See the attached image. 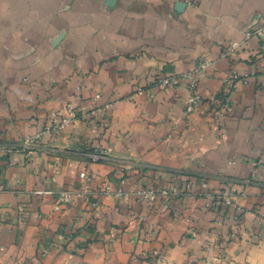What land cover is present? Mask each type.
Returning a JSON list of instances; mask_svg holds the SVG:
<instances>
[{
    "label": "crops",
    "instance_id": "1",
    "mask_svg": "<svg viewBox=\"0 0 264 264\" xmlns=\"http://www.w3.org/2000/svg\"><path fill=\"white\" fill-rule=\"evenodd\" d=\"M263 25L264 0H0V264H264ZM190 73L232 84L223 120L185 111Z\"/></svg>",
    "mask_w": 264,
    "mask_h": 264
},
{
    "label": "built area",
    "instance_id": "2",
    "mask_svg": "<svg viewBox=\"0 0 264 264\" xmlns=\"http://www.w3.org/2000/svg\"><path fill=\"white\" fill-rule=\"evenodd\" d=\"M252 36H258L262 37L264 36V25L256 30L253 33H248L247 37ZM239 45L237 43H232L230 46V49H236ZM229 49V51H230ZM228 51V52H229ZM227 52V54H228ZM208 64L207 62H203L200 64L198 71L202 72L206 70ZM186 78L189 81L188 89H189V95L186 101L185 105V111L187 113H194L198 111L204 104H208L211 106L212 112L214 115L218 118V120H223L232 110V103H231V95H232V84H228L224 91H222L220 94H217L213 98H209L205 100L197 93V79L195 78V74L190 73L187 74ZM157 84L160 87L163 88H172L176 87L179 84V77L178 76H167V77H161L157 80ZM99 96H97L98 98ZM69 116L66 118H63L62 122L58 120V118L55 119L53 125L43 131L39 136L35 138H25L21 142V147L24 152H31L35 148L39 146V142L41 140V137L45 134H49L53 137L54 140L59 139V136L64 132L65 126L70 123H76L78 121H84L87 118V115L83 112L71 109L68 111ZM107 158V155L105 151H100L99 153H96L93 155V160L96 162L103 161ZM82 178L86 179V174L81 175ZM164 194H167V192H163ZM144 196L146 198H149L151 200L155 199L156 193L155 191H147L144 192ZM72 192L70 191H64L59 194L58 200L54 206V210H60L64 205L70 203L72 201ZM230 194L224 193L216 198H211L208 200L207 207L216 209L219 208L223 202L227 205H231L230 202ZM238 216L242 214V210L238 209L237 211ZM238 216L236 219H238ZM231 237H235L234 234L231 235Z\"/></svg>",
    "mask_w": 264,
    "mask_h": 264
},
{
    "label": "rangeland",
    "instance_id": "3",
    "mask_svg": "<svg viewBox=\"0 0 264 264\" xmlns=\"http://www.w3.org/2000/svg\"><path fill=\"white\" fill-rule=\"evenodd\" d=\"M135 264H163V263L159 262L158 260L150 259V260H143V261L141 260V262H138Z\"/></svg>",
    "mask_w": 264,
    "mask_h": 264
},
{
    "label": "trees",
    "instance_id": "4",
    "mask_svg": "<svg viewBox=\"0 0 264 264\" xmlns=\"http://www.w3.org/2000/svg\"><path fill=\"white\" fill-rule=\"evenodd\" d=\"M219 209H220V208H219ZM234 231H235V230H234ZM234 231H233V232H234Z\"/></svg>",
    "mask_w": 264,
    "mask_h": 264
}]
</instances>
